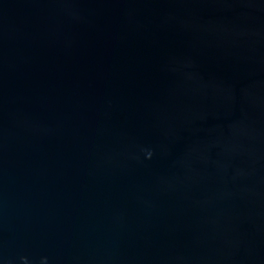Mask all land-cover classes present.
Wrapping results in <instances>:
<instances>
[{"label":"water","instance_id":"95a60500","mask_svg":"<svg viewBox=\"0 0 264 264\" xmlns=\"http://www.w3.org/2000/svg\"><path fill=\"white\" fill-rule=\"evenodd\" d=\"M0 264H264V0H0Z\"/></svg>","mask_w":264,"mask_h":264}]
</instances>
